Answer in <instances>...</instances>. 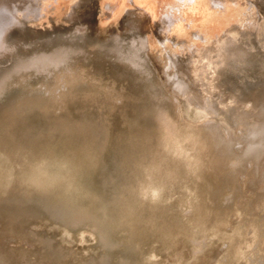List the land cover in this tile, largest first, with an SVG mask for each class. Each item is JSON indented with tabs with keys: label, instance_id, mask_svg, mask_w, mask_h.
Listing matches in <instances>:
<instances>
[{
	"label": "rangeland",
	"instance_id": "374dc122",
	"mask_svg": "<svg viewBox=\"0 0 264 264\" xmlns=\"http://www.w3.org/2000/svg\"><path fill=\"white\" fill-rule=\"evenodd\" d=\"M30 1L0 58V264H264V0H215L201 45Z\"/></svg>",
	"mask_w": 264,
	"mask_h": 264
},
{
	"label": "bare ground",
	"instance_id": "6f19581e",
	"mask_svg": "<svg viewBox=\"0 0 264 264\" xmlns=\"http://www.w3.org/2000/svg\"><path fill=\"white\" fill-rule=\"evenodd\" d=\"M4 1L5 0H0V58L1 59L2 56H5V53H8L11 50L12 48L11 43L15 39L14 35L16 31L25 28V24L27 21H24L25 16L22 15L23 10H25L29 16L30 15L34 16L36 14V10H34L33 8L34 5L30 0H19L20 4L23 5L25 8L23 10L21 9L22 14L21 13L18 14L17 12H15L16 10L14 9H16V7L13 8V11L10 10V6H11L9 2L10 0H7L6 2ZM42 1H45V3L43 4L44 8L46 6H50V4L51 5L55 4V6L58 5L57 8L61 10L62 8L60 4L63 3L64 0H42ZM109 1L104 3L103 9L107 7L106 10L109 9L111 11V15L114 18L117 17L119 18L126 9L128 8L131 9V7L136 6L140 10L142 9L144 10L145 13L149 14L151 17L150 19H152L153 21L156 20L161 21L163 25L162 27L164 28L166 26L170 27L172 26V24L174 25V23H176V25L173 26V29L175 31V33H173V36L188 35L190 28H192L193 30H195L200 34V38L198 37L199 41L197 42V45H201L202 44L201 42L204 40L212 41L214 37L219 36L224 30V25H225L221 18H223L224 14L229 15L232 12V7L230 6L229 3H227V1H226L227 4L226 6L224 5L223 10H214L213 3L215 2V0H109ZM218 1L219 3L221 2V0ZM108 3H110V6H107ZM166 18L168 20H166ZM100 19H104V18H100ZM202 35L206 37L203 38L204 36L202 37ZM57 61L58 60H56V63ZM49 62L50 60L47 62V64ZM43 63L41 62L38 63L37 60L33 64H30V66L29 64L27 65L23 64L22 66L18 65L16 69L17 71H20L28 66L35 67L38 66V64H43ZM53 63L54 62L52 61L51 64ZM0 70L2 71L3 74L1 76L2 79L0 80L1 81L0 92H1L3 89L2 85L5 83V80L7 78V69L4 68Z\"/></svg>",
	"mask_w": 264,
	"mask_h": 264
}]
</instances>
